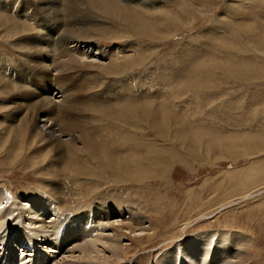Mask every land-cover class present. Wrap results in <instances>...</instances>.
I'll return each instance as SVG.
<instances>
[{
  "label": "rangeland",
  "instance_id": "rangeland-1",
  "mask_svg": "<svg viewBox=\"0 0 264 264\" xmlns=\"http://www.w3.org/2000/svg\"><path fill=\"white\" fill-rule=\"evenodd\" d=\"M152 1L167 12L160 13L161 24L151 18L158 11L125 3L129 10L117 13L86 0L76 6L0 0V195L18 201V211L40 192L51 195L40 188H58L54 202L63 206L58 216L44 214L45 221L61 222L47 239L28 219L3 217L0 264L10 244L16 261L24 255L32 260L16 250L30 249L26 243L44 264H196L202 251L192 249L193 239L207 238L201 245L211 253L219 233L250 241L221 264H233L245 252L250 257L244 264H264V0ZM83 19L90 21L85 31L74 23ZM43 21H59L79 42L118 51L64 66L57 57V69H43L53 58L52 47H38ZM18 22L31 31H19ZM91 31L90 40H79ZM25 85L36 94L45 91L48 106L25 109ZM67 98L69 117H60L59 107L47 110ZM76 124L100 128L99 137L95 129L92 138L85 132L95 139L89 148L98 152H88L83 137L67 157L55 142L71 139L76 133L68 131ZM72 158L77 172L65 166ZM75 212L95 219L81 221V230L73 232L68 222ZM135 214L144 222L131 220ZM212 258L205 264L220 263Z\"/></svg>",
  "mask_w": 264,
  "mask_h": 264
},
{
  "label": "bare ground",
  "instance_id": "bare-ground-1",
  "mask_svg": "<svg viewBox=\"0 0 264 264\" xmlns=\"http://www.w3.org/2000/svg\"><path fill=\"white\" fill-rule=\"evenodd\" d=\"M48 1H50V0H48ZM66 1V0H65ZM76 1H77V4H81V3H83V1H85V0H67V2L69 3V5L70 6H76L75 5V3H76ZM86 1H88V2H91V3H95L96 4V6H98V7H101V8H103V9H110V10H112V11H119V12H117V13H120V10H123L124 12L125 11H128L129 10V8H128V6L129 5H132V8H134V7H141V8H145L146 9V11H150V12H157L158 11V14L157 15H152L151 16V18H152V20H154L155 22H158V23H160L161 24V22H160V16H161V14H164V15H167V12L166 11H164V10H160V8L161 7H159V6H157V8H156V6L154 7L153 5L155 4L152 0H86ZM42 2L44 3V4H47L48 2H47V0H39V4H42ZM88 2H87V4H88ZM126 5H128V6H126ZM61 4V3H60ZM86 4V5H87ZM43 5V4H42ZM68 5V8L70 7ZM89 5V4H88ZM157 5V4H156ZM126 6V7H125ZM61 7V6H60ZM65 7L67 8V4H65ZM77 7H79V8H81L79 5L77 6ZM85 7H87V6H85ZM89 7V6H88ZM148 7V8H147ZM53 8V7H52ZM55 8V7H54ZM67 8V9H68ZM28 9V8H27ZM59 8H57V10H58ZM73 9H75V7H73ZM92 9V8H91ZM41 10V9H40ZM94 10V9H93ZM98 10L99 11H101V9H99L98 8ZM160 10V11H159ZM30 11V10H29ZM74 11V10H73ZM105 11V10H104ZM107 11H109V10H107ZM131 11V10H130ZM134 11V10H133ZM43 12V11H42ZM71 12V11H70ZM78 12V11H77ZM103 12V11H102ZM110 12V11H109ZM135 12V11H134ZM26 13V12H25ZM28 13V12H27ZM105 13H107V12H105ZM113 13V12H112ZM122 14H123V12H121ZM130 13H132V12H130ZM161 13V14H160ZM31 14H34V13H31ZM38 14V13H37ZM36 14V15H37ZM49 14V13H48ZM60 13H58L56 10H55V13H54V15H59ZM65 14V13H64ZM71 14V13H70ZM86 14V13H85ZM127 14V13H126ZM107 15H108V13H107ZM111 15V14H110ZM28 16V15H27ZM27 16H26V18H27ZM31 16V15H30ZM72 16V15H71ZM78 16H79V14H78ZM91 16H93V15H91ZM112 17H113V15H111ZM123 16V15H122ZM29 17V16H28ZM43 17H45V16H43ZM61 17V16H60ZM119 17V16H118ZM3 20H6V18H4V17H1ZM40 17H39V15H38V19H39ZM74 18V17H73ZM80 18V17H79ZM47 19V18H46ZM45 19V20H46ZM63 19H64V17H63ZM76 19V18H75ZM81 19V18H80ZM8 20V19H7ZM31 20V19H30ZM34 20V19H33ZM32 20V21H33ZM44 20V21H45ZM89 20V19H88ZM87 19H83V21H80L79 23H76V22H74L75 24H78V25H81L82 27H83V30L85 31V29L88 27V25H89V23H90V21H88ZM120 20V19H119ZM40 22L41 23V27L42 28H46L45 29V32H44V30H43V33H41L40 35H39V37L40 38H43V40H44V42L43 43H41V44H39L38 45V47L40 48V49H43V48H45V47H52V55H53V58H52V60H51V62H50V65H47L46 63L45 64H41L42 66V68L43 69H51L50 67L52 66V67H54L53 69H57V67L59 66V64H61V62L62 63H76V64H80V61L82 60V61H89V62H92L93 61V59L94 60H98V61H100L99 59H98V57H96V55L97 54H102V55H104L105 57H109V56H111L112 54H114V52L115 51H118V49H113L112 51H111V49H105L104 47L102 48L101 46H100V44H95L96 46H93L94 44L92 43V44H87L86 42H79V41H77L76 39H78L77 37H71V35H68L69 34V32L68 31H64V30H62V28H61V26H60V24H59V21H57V22H51V23H47V22ZM56 21V20H55ZM126 21L127 22H130V21H132V20H130L129 18H127L126 19ZM125 21V22H126ZM69 22V21H68ZM21 24V22H18L17 23V27H18V30L19 31H24V30H27L28 32H30L31 30L27 27V28H25L24 26H22V25H20ZM124 24V23H123ZM129 24V23H128ZM78 25H76L74 28H76ZM93 25V24H92ZM134 25V24H133ZM133 25H131L132 27H134ZM131 26H130V28H131ZM65 27V26H64ZM81 28V27H80ZM91 28V27H90ZM69 29V28H68ZM142 30H144V31H146L145 29H142ZM94 31V30H93ZM40 33V32H39ZM148 34H150V32H148V33H145L144 35H148ZM37 35V34H36ZM79 35V34H78ZM77 35V36H78ZM80 37H81V39H79V40H84L85 38H88L89 39V37H91V36H94V32H89V33H84V35H79ZM78 36V37H79ZM85 37L84 39H82V37ZM69 39H71V41L69 40ZM91 39V38H90ZM89 39V40H90ZM68 40L71 42V43H69L68 42ZM85 41V40H84ZM30 45H33L31 42H30ZM127 46H129V45H124V46H122V48L123 49H126V47ZM58 49L57 50V52L55 51H53V49ZM112 48V47H111ZM93 50V52L95 51V52H97V53H90L89 54V52H91ZM50 53V52H49ZM75 54H78V56L80 57H78V56H76ZM51 55V56H52ZM85 56H91L90 58V60H84L83 58H87V57H85ZM57 57H61V58H63V59H61V60H59L60 61V63L57 65V66H55L54 64H53V62H54V58H57ZM61 65H63V64H61ZM60 65V66H61ZM69 65V64H68ZM220 65V64H219ZM64 66V65H63ZM70 66V65H69ZM77 66V65H76ZM64 68V67H63ZM62 69V68H61ZM68 69V68H67ZM15 70V69H14ZM59 70V69H58ZM62 70H64V69H62ZM205 70V69H204ZM249 70V69H248ZM206 71V70H205ZM58 73V72H57ZM244 75V74H243ZM66 76V75H65ZM245 76V75H244ZM199 81V80H198ZM22 86V85H21ZM20 86V87H21ZM79 86V85H78ZM24 88L25 89H27L28 90V92H27V90H26V94H25V96L24 95H22V96H24V98L22 99V101L24 102L23 104H24V107H25V109H31L32 111H33V109L35 108V105L37 104L38 105V107H39V105L41 106V108H39V109H42V108H44V107H47L48 106V103L51 101V98H48V97H45L44 98V94L46 93L45 91H43V90H41L39 93H37L36 94V92H34V90H35V88H27V86L25 85L24 86ZM12 89H15V88H12ZM11 89V90H12ZM61 93V92H60ZM59 93V94H60ZM62 94V93H61ZM41 95V96H40ZM44 95V96H43ZM55 95H58L57 94V92L55 93ZM36 96H38L37 97V99L36 100H33L34 98H36ZM59 97H61V96H59ZM30 99V100H29ZM62 99V98H61ZM58 100V99H57ZM30 101H32L31 103H30ZM60 101V100H59ZM59 101H53L54 103H56V104H54V106L52 107V108H50V109H47L50 113H54V110H55V108L56 107H59V111H58V113H59V115H60V117H63V115H65L66 117H69V113H66V112H68V110H66V107H67V105H68V103H70L71 102V100L70 99H66V102L67 103H65V104H62V103H58ZM30 103V104H29ZM70 109V108H69ZM25 111V110H24ZM31 111V113L33 114L34 112H32ZM26 112H28L27 110H26ZM40 112H42V111H40ZM63 112H65V113H63ZM61 113V114H60ZM130 113H131V111H130ZM30 114V113H29ZM26 115V114H25ZM152 115V114H151ZM31 116V115H30ZM48 116V115H47ZM56 116H58V114L56 115ZM85 118V117H84ZM46 119H48V118H46ZM32 120V119H31ZM41 120V119H40ZM54 120V124L56 123V122H58V120H57V118L56 119H53ZM38 121V120H37ZM42 121H43V119H42ZM45 121V120H44ZM62 122H63V124L65 125L66 123L64 122V119L62 118V120H61ZM131 121V120H130ZM167 121H168V119H167ZM46 122V121H45ZM25 123V122H24ZM29 124V123H28ZM45 124V123H44ZM22 125V124H21ZM36 125V124H35ZM52 125V124H51ZM64 125H62V127H64ZM74 125V124H73ZM160 126V125H159ZM44 127V126H43ZM60 128H62L61 126H59ZM83 127H85V125H82V124H76L74 127H71L70 126V128L71 129H69V131L68 132H72V133H76V134H78L79 136H76V134H74V135H70V137H71V139H69V140H67V142H65V140H66V138H64L65 140H57V141H55V142H58V143H60V144H62V147H61V149L64 151V153L67 155V157H69L70 156V152H72V151H74V150H77V149H80V146H81V142H80V139H82L83 137H84V141H86V143H84V146H85V149L86 150H88V152H90V153H96V152H98L97 150L96 151H94L93 150V148H92V150H91V147L89 148V144L88 143H90V142H92V141H95V139H90V137H91V132H90V129H95V131L93 132V135L94 136H96V137H99L100 136V132H99V127L98 128H94V127H89L88 126V129H86V128H83ZM158 127V126H157ZM161 127H163V126H161ZM10 129H13L14 130V128H10ZM34 129V128H33ZM59 129V128H58ZM52 130V133H51V136L52 137H54L55 136V132L56 131H54V129H51ZM61 130H63V128L61 129ZM37 131H39V130H37ZM101 131V130H100ZM191 131V130H190ZM64 131H62V133H63ZM85 132L90 136H85ZM103 132V131H102ZM167 132V131H166ZM61 133V132H60ZM67 133V132H66ZM70 134V133H69ZM170 134H172V133H170ZM57 135V134H56ZM65 135V134H64ZM165 135V132H163V134H162V136H164ZM168 135V134H167ZM47 136V135H46ZM45 136V137H46ZM49 137H50V135H49ZM164 137H166V136H164ZM168 137V136H167ZM174 137V136H173ZM59 137H55V139H58ZM61 138V137H60ZM92 138V137H91ZM46 139V138H45ZM183 140V139H182ZM183 141H185V142H187L186 140H183ZM189 142V141H188ZM259 142L262 144L263 142H264V138H262L261 140H259ZM50 143V142H49ZM190 144H192L191 142H190ZM93 145V144H92ZM94 146V145H93ZM96 146V145H95ZM94 146V147H95ZM95 148H98V147H95ZM192 149H196V150H199V147H197V148H192ZM221 151L224 153V151L221 149ZM87 152V153H88ZM170 152V150L168 149V152L167 153H169ZM103 154V153H102ZM74 161H76V159L75 158H72V159H70V160H68L67 162H66V164H65V166H66V168H68V167H70V169H75L76 171L75 172H77L78 171V168L77 167H72V164L74 163ZM77 165V164H76ZM75 165V166H76ZM41 189H43V191L45 190L46 192H48V193H50L51 195H49V196H46V194L44 193V192H40L39 193V195H38V197L37 198H35V199H32L31 200V204L29 205V206H25V205H22L21 203L19 204L20 206H19V208H18V211H17V205H18V201L17 202H13V201H11L10 200V198H8V199H6L5 197H4V195L1 193V195H0V199H2V203H3V207H1L0 208V224H5V221H3V217H13V219H14V221H16L15 219H17V218H21L22 219V217H23V219L25 218V219H28V221L30 222V224L31 225H33L34 227V230H37V232L39 233V232H41L43 235H44V239H47V237H49V235H50V230H52V229H57L58 228V230H61V222H60V220H59V217H57L56 219H54L53 221H56V222H52V221H45V217H44V214H45V212L46 211H48V212H51V211H53L54 213V215L56 216L57 215V212H56V210H58V209H60V208H62L63 206L61 205V204H59V206H57V204L54 202V200H56V195L58 194L59 195V189L58 188H55V189H53V190H51V189H45V188H40V190ZM7 193V192H6ZM65 196V195H64ZM8 197V196H7ZM51 197V198H50ZM65 197H68L67 195L65 196ZM59 198V197H58ZM51 199V200H50ZM67 200H69V203H72V202H70L71 201V199H67ZM4 201V202H3ZM1 202V201H0ZM60 202H62V204L63 203H68L66 200H64V199H62V201L60 200ZM48 203H54L55 204V207L53 206V209H51L50 208V206L48 205ZM10 205H15V207H11ZM104 205V204H103ZM99 207V206H98ZM49 208H50V210H49ZM103 208V207H102ZM61 210V209H60ZM104 210V209H103ZM111 210H112V208H111ZM111 210H109V211H104V212H101V214L103 215V216H107L108 214H110L112 211ZM132 211H134V210H132ZM18 212V213H17ZM74 212V211H73ZM137 211H134V213H136ZM59 213V212H58ZM113 213V212H112ZM100 214V215H101ZM137 214V213H136ZM135 214V219H132V218H130L131 220H133V221H135V223L137 224V223H141V222H144L143 221V219L139 216V215H136ZM95 215V214H94ZM129 215H131V211L129 212ZM133 215V214H132ZM131 215V216H132ZM29 216V217H28ZM58 216V215H57ZM61 216V215H60ZM33 217H36V220H35V218H33ZM72 217V221H69L68 222V228H69V230H71V231H73V232H77V231H79V230H81V225H82V223H80L81 221H83V222H85V223H87L89 220H90V218L91 217H94L93 216V213H82V212H75L74 214H73V216H71ZM127 217H129V216H127ZM140 217V218H139ZM98 218V217H97ZM101 218V217H100ZM107 218V217H106ZM12 219V220H13ZM94 219H95V217H94ZM103 219V218H102ZM107 220V219H106ZM20 221V220H19ZM122 221H124V223L125 222H128V221H126V220H122ZM146 221V220H145ZM121 223H123V222H121ZM12 224V223H11ZM10 224V225H11ZM16 224V223H15ZM14 224V225H15ZM29 224V225H30ZM81 224V225H80ZM7 225V224H6ZM6 225H4V226H6ZM71 225V226H70ZM113 225V224H112ZM134 225V224H133ZM140 225V224H139ZM130 226V225H129ZM13 228H15V226H13ZM0 230H1V227H0ZM16 230V229H15ZM17 232H19L18 230H17ZM3 233V232H2ZM20 233V232H19ZM219 236H218V238L214 241V243H219V244H217V246L214 244V246H216V248L213 250V252H209V249L208 250H204V249H206L205 248V246H202L201 244L203 243V241H204V239H207V238H202V237H198V238H194L193 240H194V242H192V244H191V246L193 247L192 249H194V248H196V247H198V248H201V251H202V256H201V258L198 260V262L196 263V264H205L206 263V261H207V259H209L208 261H210V259H211V257H213L212 258V260H213V262H215L216 263V261H218V260H220V263L219 264H221L224 260H222L224 257H227V256H230L231 257V255H230V252L229 251H231V252H233V251H235V250H238V249H240V248H244V246H248L249 245V240L247 239V238H245V237H243V235H239V234H235V235H233V236H231L232 234H230V236H227V235H225V234H223V233H219L218 234ZM96 239L95 240H97V237H95ZM209 239H210V237H208ZM201 239V240H200ZM208 239V240H209ZM59 243H60V239H58L57 240ZM14 242V241H13ZM23 243V242H22ZM206 243V242H205ZM4 244V243H3ZM207 244H208V242H207ZM207 244H206V246H207ZM11 245V248H10V251H7L6 252V256H7V259H6V261L5 260H3L2 261V263L1 264H5L4 262H8V264H44L43 263V261L41 262L40 261V259L42 260V257L41 256H38V250H35V247L34 246H32V244L31 243H26V246H31L30 247V249H28V252L26 251L25 252V248H17L16 250H18V253H20L21 255H22V253L23 254H27L26 256H28L29 254L30 255H32L33 256V258H32V260H29V261H25V260H23V258L25 257V256H21V257H17L16 259H17V261L14 259V253H13V251H14V249H13V246H12V244H10ZM23 245V244H22ZM83 245V244H82ZM26 246H24V247H26ZM17 247V246H16ZM54 248H56V246L54 247ZM210 248V247H209ZM26 249V250H27ZM191 249V250H192ZM212 249V248H211ZM84 250V249H83ZM193 251V250H192ZM199 251V250H198ZM211 251V250H210ZM88 252V251H87ZM179 252V251H178ZM236 252V251H235ZM240 252V251H239ZM200 254V253H199ZM210 254H211V256H210ZM201 255V254H200ZM14 256V257H13ZM20 256V255H19ZM224 256V257H223ZM248 256L250 257V252H245V254H243V253H240L237 257H238V259H237V261L234 263V261H232L233 262V264H244L246 261H247V259H248ZM194 257V256H193ZM192 257V258H193ZM200 257V256H199ZM210 257V258H209ZM218 257V258H217ZM217 260H216V259ZM228 259V258H227ZM227 259H225V260H227ZM196 260V259H195ZM229 261V260H228ZM14 262V263H13ZM230 262V261H229ZM248 262V261H247ZM50 263V262H49ZM209 263V262H208ZM186 264H191V263H186ZM229 264V263H228ZM230 264H232V263H230Z\"/></svg>",
  "mask_w": 264,
  "mask_h": 264
}]
</instances>
